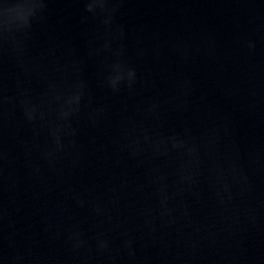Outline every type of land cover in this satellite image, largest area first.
I'll return each mask as SVG.
<instances>
[{
    "label": "water",
    "instance_id": "1",
    "mask_svg": "<svg viewBox=\"0 0 264 264\" xmlns=\"http://www.w3.org/2000/svg\"><path fill=\"white\" fill-rule=\"evenodd\" d=\"M0 264H264V0H0Z\"/></svg>",
    "mask_w": 264,
    "mask_h": 264
}]
</instances>
